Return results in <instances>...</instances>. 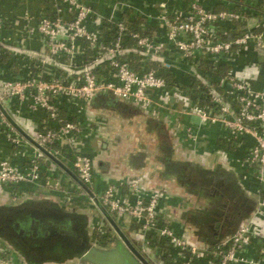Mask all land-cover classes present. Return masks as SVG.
<instances>
[{"label":"built area","instance_id":"2783aa9c","mask_svg":"<svg viewBox=\"0 0 264 264\" xmlns=\"http://www.w3.org/2000/svg\"><path fill=\"white\" fill-rule=\"evenodd\" d=\"M50 1L53 14L43 13L36 25L27 28L29 33L38 34L42 41L40 49L33 51L40 54L33 56L39 63L37 70L21 79L0 78V135L5 136L11 146L22 148L27 159L26 167L18 168L6 157H0V185L9 186L14 191L39 179L41 160L48 157L46 152L57 160L62 156L60 148L53 147V144L66 148L81 185L93 187V154L83 149L81 123L65 120L57 127L45 124L47 118H58L59 108L65 104L77 107L99 92L110 93L144 109L159 107L161 102L165 104L171 95H177V99L185 104L188 99L191 101L183 84L167 81L146 65L135 70L126 58L117 56L123 50L121 41L128 34L136 47L160 60L172 53L183 60L198 57L213 61L220 55L240 51L255 56L264 54V42L260 36L264 31V18L252 26L244 25L229 39H221L224 32L215 29L216 26H222L224 22L247 23V15L235 9L207 10L201 0H191L187 14L169 13L161 5L157 18L166 29L165 42L129 32L121 18H103L83 0ZM257 23L263 26L262 30H252ZM3 24L0 19V31ZM6 47L0 41V53ZM86 50L92 53L88 60H85ZM94 67L106 68L110 78L99 77ZM246 71L229 72L216 79L215 84L209 83L211 87L206 92L209 102L198 98L202 93L197 94L188 110L202 123H221L232 139L245 136L251 139L252 144L247 147L241 163L252 170L256 183L264 188V85L254 87L248 80L250 73ZM12 96L31 100L33 110L42 113L43 119L38 122L35 135L24 128L25 134L19 132L18 124L10 118L3 101ZM78 189L80 196L85 195L83 188ZM128 191L132 199L123 197L117 186L107 182L95 199L115 218L130 219L131 224L140 230L145 244L161 261L157 264H195L200 260L210 264H264V238L254 232L251 220L239 224L234 232L219 239L212 247L197 248L189 245L160 216L161 193L143 196L134 180L129 181ZM12 194L10 196L17 197ZM263 208L264 194H258L254 219L258 220L256 215L259 213L260 216ZM158 237L166 238L173 250L168 253L169 263L161 260L156 251L153 239ZM0 264L19 263L0 248Z\"/></svg>","mask_w":264,"mask_h":264},{"label":"crops","instance_id":"0c3cea01","mask_svg":"<svg viewBox=\"0 0 264 264\" xmlns=\"http://www.w3.org/2000/svg\"><path fill=\"white\" fill-rule=\"evenodd\" d=\"M83 1L91 5L103 18H121L124 21L125 15L139 16L140 26L146 31L145 35L158 42H165L166 32L162 22L157 18L160 8L162 9L161 5L169 13L187 14L191 2V0ZM201 2L207 10L235 9L247 15V23L236 22L228 25L223 23L222 26L215 27L224 33L234 27L237 30L242 29L244 25L252 26L257 20L264 18V0H201ZM51 5L50 0H0V19L4 22L0 31V41L7 46L0 53V78L21 79L36 71V65L39 64L36 58L19 53L14 48L29 51L40 49L41 37L36 33H29L27 28L36 25L37 19L43 13L50 14ZM26 15L28 18H25ZM243 52L215 57L214 62L218 67L213 69L194 60L180 59L176 53L164 55L162 61L165 67L173 71L170 82L183 84L186 94L191 97L187 104L175 98L165 104L161 102V105L154 109H144L132 102L117 99L119 103L136 107L134 110H121L120 106L113 107L110 100L103 98L107 92L96 93L87 102H80L77 107L65 104V110L62 109L64 115H70L83 126V149L92 152L93 157L100 156L96 168L93 167V187L81 185L72 166L71 157L62 154L58 160L66 169L48 157L43 158L40 163V176L35 183L25 184L15 191L9 186L0 185V203L31 198L61 201L88 219V229L92 235L95 229L105 226L111 236L112 226L108 217L129 238L145 244L140 230L131 224L128 217L122 220L115 218L98 205L95 199L107 182L117 186L123 197L132 199L128 193V183L134 180L143 196L155 192L163 195L159 205L160 216L189 245L204 249L212 247L214 239L229 232L231 226L228 222L231 218L227 219V222L220 220V225L211 230L209 224L216 221L210 205L212 196L206 193L205 186L201 184L205 179L198 172L206 169L212 173L221 174L225 171L232 173L233 175L213 176L221 179L224 184H229L226 180L229 176L234 177L255 199L256 195L264 194V188L256 183L252 170L241 163L247 147L252 144L251 139L246 136L232 139L228 129L221 123H202L195 113L188 110L193 96L201 93L197 90V85L190 82L189 75H194L203 82L213 83L229 72L243 69L250 73L251 77L248 80L254 87H262L264 54L255 56ZM138 60L139 66L135 70H140L143 65L149 66L146 61ZM248 63L258 67L257 70L253 71L251 67L246 66ZM100 68L97 71L98 76L110 78L106 68ZM11 106L24 119L33 122H40L43 119L39 110H33L31 100L17 98L12 101ZM213 149H220L221 152L217 153ZM0 157H6L15 167H26L27 159L23 149L11 146L3 135H0ZM187 159L199 164L195 167V172L190 167L181 168L178 165V162H185ZM79 187L83 188L85 195L78 194ZM12 193L17 194V197L10 196ZM0 248L19 264H27L2 240Z\"/></svg>","mask_w":264,"mask_h":264},{"label":"water","instance_id":"95a60500","mask_svg":"<svg viewBox=\"0 0 264 264\" xmlns=\"http://www.w3.org/2000/svg\"><path fill=\"white\" fill-rule=\"evenodd\" d=\"M260 36L264 42V31L261 32ZM14 50L29 56H40V54L27 49L14 48ZM50 62L57 65L54 61L50 60ZM246 66L251 67L253 71L258 68L250 63ZM106 94L113 97L110 93ZM15 98V96H12L3 101L10 118L18 124L16 127L19 132L25 134L24 128L31 135H35L38 130V121L33 122L30 119H24L11 106ZM175 98H178L177 95H171L168 100L173 101ZM111 106H120L121 110L136 109L134 105L122 104L116 101L112 102ZM213 151L221 152L220 149H213ZM46 154L55 163L66 169L59 160L53 158L47 152ZM99 157V155H95L92 159V165L95 168ZM192 164H194V161H192ZM223 175L233 174L224 173ZM209 179L213 180L214 176L209 175ZM226 180L232 189L223 188L221 185L222 189L217 192H220L221 196L219 195L220 197L217 198L215 197L217 193L212 194L210 205L211 209L214 210L213 215H215L216 221L210 223L209 227H211V230H215L220 225V220L223 219L227 222L228 218L224 215L227 208L225 197L234 199L237 202L241 200V206L246 204L247 215L240 214L239 217L229 221L228 225L231 226L229 232L220 234L218 238L213 240L212 244L234 232L239 224L243 222L244 217L248 216L252 205H256L255 197L247 193L240 182L232 176H229ZM222 184L224 185L223 182ZM227 190H229V193ZM262 216H264V208L260 216L259 213L256 215L258 220L251 219V224L254 232L264 238V222L260 219ZM107 219L112 226V234L109 236L108 243H100L93 240L92 233L88 229V219L75 208L61 203V201L31 198L0 203V240L9 245L27 264H66L74 262L77 264H157L161 262L146 244L129 238L115 222L108 217Z\"/></svg>","mask_w":264,"mask_h":264},{"label":"trees","instance_id":"16d2710c","mask_svg":"<svg viewBox=\"0 0 264 264\" xmlns=\"http://www.w3.org/2000/svg\"><path fill=\"white\" fill-rule=\"evenodd\" d=\"M53 12L50 13V15H52ZM124 23L127 26V30L130 31H135L140 33L141 35H145L146 31L145 29L143 30L140 26L141 23V18L139 16L136 15H125L124 16ZM229 22H224V24L228 25ZM229 27V26H228ZM105 28V24H103L102 29L104 30ZM263 29V26L260 24H256L254 27H252V30L254 31H260ZM242 29H237L234 27L231 30H227L224 34L221 35V39H229L231 37H233L234 35L238 34ZM121 45H122V52L118 53L117 56L119 57H124L128 60L130 66L133 69H137L139 66L138 63V59H142L144 61H146V63L149 65V67H152L156 74L164 77L167 81L171 80V69L166 68L165 64L162 60L160 59H156L153 55H150L148 53H144L139 47H136L134 45V39L128 34L126 37H124L121 41ZM86 56H85V60L89 59L90 55L92 54L91 51L86 50ZM190 60H194L195 62H200L203 65H207L209 67V69H213V68H217L218 66L215 64V62L213 60H206L203 58H191ZM97 67H94V69H96ZM99 68H97L96 70H98ZM37 70V69H35ZM190 78V82L195 83L197 85V90L201 91V95L198 96V98H200L203 102L208 103L209 99L206 96V92L210 90L211 85L215 84L214 82L211 83V85L208 82H203L201 79L195 77L194 75H189ZM59 113H58V118L60 120H58V118H47L46 119V126L47 127H57L59 126V124H61L63 121L65 120H73L72 117L70 115H64V107L63 108H59ZM63 109V110H62ZM53 147H59L62 154L68 157H71L69 155V153H67L66 148L63 146H57L55 144L52 145ZM50 159V158H49ZM52 160V159H50ZM53 161V160H52ZM225 173H228L227 171H225ZM103 230V231H101ZM93 240H96L97 242L100 243H108L109 240V232L107 227L102 226V229H95L93 231V235H92ZM154 242V246L156 248V251L160 253V259L163 260L164 262L169 263V259H170V255L168 254L169 252L172 253L173 250L171 249V247L168 244V241L166 238L164 237H158L153 239ZM195 264H210L209 262H206L205 260H200L198 262H196Z\"/></svg>","mask_w":264,"mask_h":264},{"label":"flooded vegetation","instance_id":"af4514ba","mask_svg":"<svg viewBox=\"0 0 264 264\" xmlns=\"http://www.w3.org/2000/svg\"><path fill=\"white\" fill-rule=\"evenodd\" d=\"M103 98L107 99V100H110V102H118V98L116 97H111L107 94L103 95ZM180 102H182L180 100ZM178 165H180L181 168H186V167H190V169L195 172V167H198L199 164H192V160L191 159H187L185 160V162H178ZM225 173V172H224ZM224 173H212L211 171H207L206 169H203L201 171L198 172L199 175H202V177H204L205 180L201 181V184H203V186H205V189H206V193L210 196H212L213 193H217L219 190L222 189V187L224 188H231L230 184H227V185H223L221 181V179L219 178H214L213 180H210L209 179V175H223ZM222 185V187H221ZM215 191V192H214ZM228 193H229V190H227ZM221 193H217V195L215 197L219 198L221 195ZM220 195V196H219ZM225 201L227 203V208L225 209V214L226 217L228 219L231 218V220H234L233 218H236V217H239L240 214H243V215H247V205L246 204H243L242 206L240 205V202H237L236 200L234 199H229V197H225ZM253 208V209H252ZM252 208H251V211L249 212L248 216L247 217H244L245 219H243V222L246 221V220H251L253 218H255V212H256V205H252ZM261 221L264 222V216H262L261 218ZM257 220V219H256ZM233 221L231 222V225H232Z\"/></svg>","mask_w":264,"mask_h":264}]
</instances>
